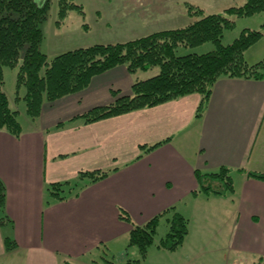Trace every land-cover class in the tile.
I'll use <instances>...</instances> for the list:
<instances>
[{"label": "crops", "instance_id": "crops-1", "mask_svg": "<svg viewBox=\"0 0 264 264\" xmlns=\"http://www.w3.org/2000/svg\"><path fill=\"white\" fill-rule=\"evenodd\" d=\"M76 1L86 11L88 4L95 7L106 25L119 20L124 38L114 42H123L187 25L194 19L189 3L207 11L201 4L206 3L208 11L216 12L246 0ZM263 13L255 14L262 16L261 24ZM63 47L60 41L42 51L52 58L62 53L55 51L65 52ZM245 56L250 63L264 59V35ZM136 74L125 65L114 67L81 91L45 101L38 117L27 114L31 119L25 124L19 119V136L0 130V179L6 187L0 215L12 220L0 224V264H116L115 257L132 264L133 225L170 207L190 225L198 223L196 231L188 223L176 248L187 251L186 264H264V179L249 174L264 173V79L221 77L201 116L196 114L201 96L193 93L92 123L80 118L132 95ZM161 141L150 151L142 149ZM222 166L232 169L233 190L200 191L196 171ZM114 167L76 195L65 193L60 199L49 194L51 184L74 180L80 171ZM122 211L131 221L120 217ZM6 238L15 242L11 249ZM139 256L133 249L131 257Z\"/></svg>", "mask_w": 264, "mask_h": 264}, {"label": "trees", "instance_id": "trees-1", "mask_svg": "<svg viewBox=\"0 0 264 264\" xmlns=\"http://www.w3.org/2000/svg\"><path fill=\"white\" fill-rule=\"evenodd\" d=\"M51 4L52 0L42 3L38 0H0V130L5 129L16 136L21 134L22 125L19 110L10 106L4 90V68L8 66L17 68L16 86L18 89L25 87L22 98L26 113L32 118L41 114L45 101H55L81 91L94 76L114 67L125 65L133 74L158 68L154 76L134 82L132 95L121 96L111 104L80 115L85 123L151 108L193 93L201 96L196 112L201 116L215 83L221 77L264 79V59L250 63L245 56L246 50L263 37L264 21L259 29L245 28L233 41L223 43L225 32L235 27L236 19L264 12V0H246L223 12L212 13L189 3L188 12L194 19L187 25L123 42L78 47L49 58L41 46L45 39L43 24L48 20ZM58 5V25L72 10L85 16L84 6L76 0H58ZM84 26L88 28L86 23ZM206 42H212L215 48L204 53L180 52L182 48H194ZM162 142L142 146V149L150 151ZM116 169L80 171L74 180L51 184L49 194L60 199L67 193L76 195L86 185L106 178ZM231 171L227 166L213 172L197 170L199 190L207 195L226 194L233 190ZM249 174L264 179V173ZM5 203L6 187L0 179V213L4 211ZM165 216L169 231L160 240L159 247L175 250L183 243L189 220L175 207H170L142 225H133L129 246L137 247L142 259L147 257L149 248L155 243L159 222ZM120 217L131 221L126 211H122ZM9 222L12 220L7 215H0V224ZM5 242L7 249L15 245L10 238ZM133 261L139 264L138 259Z\"/></svg>", "mask_w": 264, "mask_h": 264}, {"label": "rangeland", "instance_id": "rangeland-1", "mask_svg": "<svg viewBox=\"0 0 264 264\" xmlns=\"http://www.w3.org/2000/svg\"><path fill=\"white\" fill-rule=\"evenodd\" d=\"M44 0H38V2L42 3ZM201 3V2H200ZM116 4V3H114ZM204 4L206 10H209V7L206 3ZM200 4V5H201ZM117 7V5H116ZM87 14L85 13V16H83L79 11L72 10L64 19L61 25L59 26L57 24V21L59 19L58 16V0H52L51 8H50V14L48 17V20L43 24V29L45 32V40L43 41L42 50L46 51L48 50V47H55L58 45V43L61 41L62 44H65L66 49H60V50H70L73 48H76L80 45L84 46H90L97 43H112L114 41L120 40L124 38L121 31L124 29L123 26H121L118 21H114L111 25H106L99 17L97 9L93 6H87ZM207 10V11H208ZM220 10V9H217ZM205 11L206 13H212L210 11ZM216 12H223V9L221 11ZM105 13V12H104ZM262 14V13H261ZM264 15V13H263ZM262 16H253V17H243L236 19V25L232 30H228L225 32V35L223 37V43L227 44L233 41L243 29L246 28V26H257L255 28L259 29L260 26V19ZM87 24L88 30L85 28L84 24ZM123 24V23H122ZM70 30V34L63 35L65 32V29L68 28ZM85 30H84V29ZM60 35V36H59ZM65 36L70 37L72 39L71 43L64 42ZM76 44V45H72ZM72 45V46H70ZM70 46V47H68ZM215 48L214 44L212 42H206L200 46L194 47V48H182L180 50L181 53L186 52H198V53H204L208 52ZM55 52H63V51H55ZM52 57L54 55H51ZM16 72L17 68L13 67H6L5 68V85L4 89L9 97L10 104L14 105L15 108L19 110V119L25 124L26 118L29 117L26 113V104L23 98L18 99L17 96L22 97L26 90L25 87L22 86L20 89L16 86ZM158 73V68H154L150 71H140L136 74L135 78L138 79H145L149 78L151 76H154ZM28 119H31L30 117ZM192 223V222H191ZM190 228H192V231L198 230V223H193L190 225ZM168 222H167V216L163 217L160 220V224L158 227V232L155 236V243L149 248L148 256L145 259H142L140 256L137 257H131L132 251L138 250L135 246H130L129 249V258H132V260H139V264H186L187 263V251L182 250L181 248L176 249L174 251L165 250L164 248L159 247L160 240L166 236L168 233ZM118 256V255H117ZM117 259L116 264H122L121 260L118 259V257H115ZM110 259V258H109ZM205 263V262H204ZM102 264H107L105 262H102ZM133 264L134 263L133 261ZM206 264V263H205ZM208 264H216L211 260V262H208Z\"/></svg>", "mask_w": 264, "mask_h": 264}]
</instances>
